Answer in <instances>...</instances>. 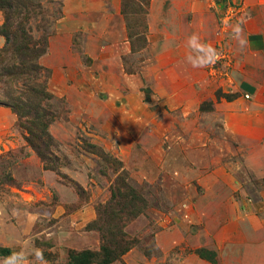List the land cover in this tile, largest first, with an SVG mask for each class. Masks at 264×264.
Here are the masks:
<instances>
[{
	"label": "rangeland",
	"instance_id": "rangeland-1",
	"mask_svg": "<svg viewBox=\"0 0 264 264\" xmlns=\"http://www.w3.org/2000/svg\"><path fill=\"white\" fill-rule=\"evenodd\" d=\"M32 1L51 32L40 64L58 161L41 159L9 108L0 248L12 254L0 264H70L85 251L98 264L104 246L118 257L111 264H199L189 255L213 236L219 261L234 264L231 248L241 253L263 231L264 0ZM99 11L102 23L89 22ZM53 38L62 52L50 57ZM113 213L130 244L122 256L104 229Z\"/></svg>",
	"mask_w": 264,
	"mask_h": 264
},
{
	"label": "trees",
	"instance_id": "trees-1",
	"mask_svg": "<svg viewBox=\"0 0 264 264\" xmlns=\"http://www.w3.org/2000/svg\"><path fill=\"white\" fill-rule=\"evenodd\" d=\"M0 13L5 19L0 34L6 39L5 46L0 49V83L4 86L0 106L10 108L17 115L18 126L26 132V142L46 164L58 161L52 154V142L47 130L52 115L48 69L40 64V59L47 53L51 32L36 24L45 22L43 9L32 0H0ZM221 98L231 100L230 95L219 92L217 99ZM120 213H113L106 221L109 227L104 229L118 237L116 248L120 251L119 256H122L130 249V244L124 241L126 235L122 225H117V222L124 223ZM103 250V259L98 264H111L118 259L111 249L104 246ZM11 254V249L0 248V257ZM95 257L96 254L90 251L71 253L69 263L92 264Z\"/></svg>",
	"mask_w": 264,
	"mask_h": 264
},
{
	"label": "crops",
	"instance_id": "crops-1",
	"mask_svg": "<svg viewBox=\"0 0 264 264\" xmlns=\"http://www.w3.org/2000/svg\"><path fill=\"white\" fill-rule=\"evenodd\" d=\"M65 1V0H64ZM66 2V1H65ZM67 3V2H66ZM86 11L81 10V13H85ZM71 13V10H69L68 6L67 9L65 11V17L60 20V26H59V31H60V35L62 33V29H61V24H64V27L66 26V24L69 22V14ZM94 12H87L88 15L87 18L89 19V22H91L92 24L97 23V21H100V18L102 17V15H104L103 12L99 11V18H95L94 16H92ZM96 14V12L94 13ZM105 18L107 15H104ZM105 18H103V22L105 21ZM100 23H102L100 21ZM60 35H58L57 37H59ZM57 38H53L50 41V52H48V55L50 57H55L58 55V53L60 54L62 51L56 46V40ZM5 43V40L3 37L0 36V48L3 47ZM61 47L65 50L64 53L66 52H70V50L72 49V46L74 45V42L72 41V39H64L61 42ZM241 90L246 94V96H254L257 92L256 90V86L248 81H243L241 83L240 86ZM235 97H231V99L233 100ZM231 101V100H229ZM14 115L13 113L10 111L9 108L7 107H3L0 106V142H2L4 140V136L2 134V130H9L10 128L13 127L14 125ZM260 226L263 227V231L259 233H256L251 236V240L252 242H255L252 244L251 247H244L243 249H241V253H238L234 248H231V251H229V253L233 256L232 257V261L234 264H264V220H260ZM246 235V234H245ZM211 237V236H210ZM250 236L246 235L244 237V239H248ZM210 240L209 243L205 246H201L198 249H196L193 254H190L189 256H191V258L194 261H197L199 264L200 262L203 264H223L222 262L219 261V258L221 257V241L217 240L214 236L213 238H209ZM257 240L261 241L262 243L259 244V242H257ZM230 241V242H229ZM258 243V244H256ZM228 244H233V239L231 240H225L223 246L226 248ZM262 245V246H261ZM240 254L242 255V257L239 256V258L237 257V255ZM250 257V258H248ZM242 260V262H241ZM248 260V261H247ZM254 260L257 263L251 261ZM246 261V263H244Z\"/></svg>",
	"mask_w": 264,
	"mask_h": 264
}]
</instances>
